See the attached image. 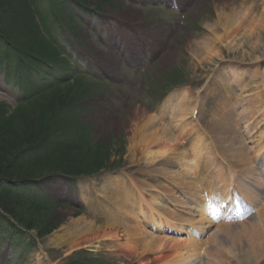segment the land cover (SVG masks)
Returning a JSON list of instances; mask_svg holds the SVG:
<instances>
[{
	"label": "rangeland",
	"instance_id": "obj_1",
	"mask_svg": "<svg viewBox=\"0 0 264 264\" xmlns=\"http://www.w3.org/2000/svg\"><path fill=\"white\" fill-rule=\"evenodd\" d=\"M233 8L264 17V0H42L36 21L57 40L60 59L16 78L6 67L17 54L4 56L0 44V104L11 112L24 85L64 79L42 108H28V118L43 115L37 111L65 90L68 106L56 117L61 132L45 142L49 149L57 136L73 133L83 147L69 157L99 162L110 155L104 169L75 183L58 173L36 182L65 220L49 235L10 231L0 213V264H177L190 253L189 264H248L250 247V264H264L257 162L264 150V24L254 33L258 44L236 33L230 47L218 17ZM204 39L207 46L197 52L192 42ZM89 68L101 81L78 73ZM157 135L168 142L156 143ZM252 168L248 181L261 188L250 193L246 214L238 197L248 191L243 173ZM229 197L233 205L218 212ZM193 200L211 203L214 212L199 234V214L188 209ZM230 212L241 216L229 219ZM91 224L98 234H77ZM110 228L119 238L100 239Z\"/></svg>",
	"mask_w": 264,
	"mask_h": 264
},
{
	"label": "trees",
	"instance_id": "obj_2",
	"mask_svg": "<svg viewBox=\"0 0 264 264\" xmlns=\"http://www.w3.org/2000/svg\"><path fill=\"white\" fill-rule=\"evenodd\" d=\"M41 2L0 0L3 54L7 56L8 51L17 54L16 61L6 67L8 75H26L28 70L31 72L33 69L40 72L41 63L52 67L60 59L57 40L45 36L36 21ZM61 82H42L23 90L21 102L11 112L8 106L0 104V210L22 228L37 230L41 237L56 230L64 220L52 199L33 192L36 188L33 184L49 173L74 176L97 173L105 167L104 161L110 159L109 152L99 162L89 161L87 156L77 160L69 157L72 150L83 147L77 142L82 136L76 137L73 133L65 139L57 136L52 149L45 143L61 132L56 117L68 106L70 93L65 90L55 95L44 111H37L43 112V115L28 118V108L40 106L49 92L61 88Z\"/></svg>",
	"mask_w": 264,
	"mask_h": 264
},
{
	"label": "bare ground",
	"instance_id": "obj_3",
	"mask_svg": "<svg viewBox=\"0 0 264 264\" xmlns=\"http://www.w3.org/2000/svg\"><path fill=\"white\" fill-rule=\"evenodd\" d=\"M262 15L263 14H261V17H262ZM218 19L220 20L218 24L221 25V26H223L224 29H226L227 39L230 40L229 42L233 44L230 47H233L234 48V46H236L235 44H237V42H238V39L237 38H240L241 36H242L243 39H246L247 42H251L253 44V46H255L256 44L259 43V41L257 39H255L256 37H255L254 33H255L256 29H258L257 26H262L264 24V17L261 18L263 20L262 21L258 17H249V16L246 15V13L241 14L239 11H237L235 8H233L230 11L223 10L219 14ZM236 33H238L237 38H236V35H235ZM253 38L255 39V41H252ZM208 41H211V42L213 41V42H216L217 43L218 40H213V39L211 40V39H209ZM242 42L243 41H240V44ZM192 43L193 44H191V45L193 46V48H195V50L197 52L202 51L207 46V41L205 39L203 41H196V40H194V42H192ZM237 46H239V45H237ZM199 60H201V59L199 58ZM194 108H195V106H194ZM144 111H145L144 109H141L140 108V110L137 111V114L135 116V119L136 118H140V115H142V113ZM156 139H157L156 143H165L166 144L168 142L167 137L165 138V137H162V136L157 135L156 136ZM146 145H148V144H146ZM148 149L149 148L147 146L146 153L148 152ZM263 153H264V151L262 152V154ZM147 154H149V153H147ZM147 154H145V157L146 158H148ZM152 159L153 158H151V160ZM263 160L260 161V162H262V163H260V165H261L260 167H264V161ZM188 163L189 164L187 166L193 167V162L192 161L191 162H188ZM253 173H254L253 168L252 169H248L247 170V173H243V176L245 178L244 180L246 181V183H247L246 185H248V186H249V184H248L249 181L248 180L250 179V177L253 176ZM244 186H245V184H244ZM255 187H250V188L248 187L247 193L250 194L254 190L256 191L257 189ZM196 191H197L198 198H202L201 193H200V191H199L198 188L196 189ZM241 196L242 197H247L246 194H244L243 191L241 192ZM209 206H210L209 204L205 205V203H202L199 200H195V201L193 200V201H191L189 203L188 209L192 213H194L195 216H196V214H199V220L195 222V223H197L195 229H196V231L198 233H201V231H205L206 228H209V226H211V223H209L210 222V217L209 216L214 217V212L212 210V207L211 206L209 207ZM217 215H219V213H217ZM110 219L111 218L108 217L105 221L107 223H109ZM204 223H206L205 226H204ZM231 226H237V225H233L232 224ZM231 226H229V227H231ZM155 227L158 228L159 226H155ZM169 228L171 230H175L171 226ZM176 230L178 232H182L183 231L181 228L180 229L177 228ZM83 232H85L86 235H88V234L89 235H92L93 233H95V234L97 233L98 234L100 232V228L96 227L93 224H91L90 226L85 225L84 229L81 230V232H79L77 234H79L81 236V234H83ZM189 236L192 237L193 235L192 234H189ZM103 238L106 239V240L114 239V238H119V233L117 231H115L114 229L110 228V230L107 231V234L104 233L100 237V239H103ZM195 244H197V243L195 242ZM250 248H248V250ZM248 250H247V253H246L247 256H246L245 259H246V263L250 264L252 262L254 256L252 255V253L250 254L248 252ZM259 250H260V247L257 246V247H255L253 249V253H257ZM193 258H194L193 257V254L190 253L189 257H186V258L183 259V261H184L183 263L179 262L177 264H189V262H191V260H193Z\"/></svg>",
	"mask_w": 264,
	"mask_h": 264
}]
</instances>
